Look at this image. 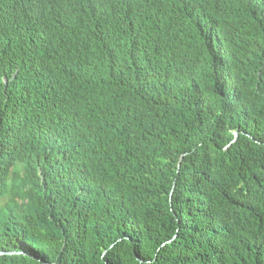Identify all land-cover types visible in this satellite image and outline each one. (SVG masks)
I'll return each instance as SVG.
<instances>
[{"label":"trees","instance_id":"trees-1","mask_svg":"<svg viewBox=\"0 0 264 264\" xmlns=\"http://www.w3.org/2000/svg\"><path fill=\"white\" fill-rule=\"evenodd\" d=\"M0 264H264V0H0Z\"/></svg>","mask_w":264,"mask_h":264},{"label":"water","instance_id":"water-1","mask_svg":"<svg viewBox=\"0 0 264 264\" xmlns=\"http://www.w3.org/2000/svg\"><path fill=\"white\" fill-rule=\"evenodd\" d=\"M237 138V134H235V139Z\"/></svg>","mask_w":264,"mask_h":264},{"label":"bare ground","instance_id":"bare-ground-1","mask_svg":"<svg viewBox=\"0 0 264 264\" xmlns=\"http://www.w3.org/2000/svg\"><path fill=\"white\" fill-rule=\"evenodd\" d=\"M62 26V25H61Z\"/></svg>","mask_w":264,"mask_h":264}]
</instances>
